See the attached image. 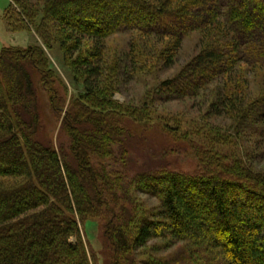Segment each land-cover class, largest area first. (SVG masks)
Listing matches in <instances>:
<instances>
[{
    "label": "trees",
    "instance_id": "obj_1",
    "mask_svg": "<svg viewBox=\"0 0 264 264\" xmlns=\"http://www.w3.org/2000/svg\"><path fill=\"white\" fill-rule=\"evenodd\" d=\"M12 1L27 21L42 16L35 32L42 41L48 25L75 35L72 45L60 44L85 93L65 112L60 130L69 147L58 153L36 139L38 103L25 68L41 77L43 87L48 84L51 70L43 50L0 49V264H92L95 256L90 258L80 228L90 219L105 224L111 264H134V247L143 248L157 236L184 243L192 264L205 257L214 264H264V173L250 170L232 152L211 163L201 159L214 168H203L205 173L161 170L140 173L125 184L104 161L113 159L114 148L126 137V112L93 80L100 74L102 42L114 32L131 29L169 40L170 57L162 61L171 64V51L187 33L200 31L216 41L162 87L185 97L223 81L212 113L264 129V100L249 102L234 73L237 64L264 69V0H38L39 10ZM83 39H90L95 50L89 59L74 60ZM49 90L48 103L57 113V93ZM133 188L156 194L161 203L160 212L142 226H135V215L124 208L116 212L114 206Z\"/></svg>",
    "mask_w": 264,
    "mask_h": 264
},
{
    "label": "rangeland",
    "instance_id": "obj_2",
    "mask_svg": "<svg viewBox=\"0 0 264 264\" xmlns=\"http://www.w3.org/2000/svg\"><path fill=\"white\" fill-rule=\"evenodd\" d=\"M37 1L23 0L22 5L39 10ZM102 15L105 17V14ZM9 20L12 30L7 24ZM41 21L40 14L34 23L27 21L22 9L12 0H0V49L24 52L29 46H39L48 61L51 73L48 77L50 82L45 84L46 89L41 77L27 65L24 66L31 74L38 103L39 127L36 139L50 144L59 153L60 149L69 147V139L60 130L65 112L85 92L81 76L74 73L72 60L64 58V48L60 44L65 42L67 46L72 45L75 35L47 24V41H42L35 33ZM210 40L214 42L216 38L205 39L200 31L187 33L178 49L171 51L174 53L171 64L162 61L163 56L170 57V51H166L169 40L158 36L122 29L103 40L98 70L100 74L93 80L99 84L100 91L104 90L106 98L126 112V119L122 123L126 137L114 148L116 154L113 159L104 161V167L124 177L125 184L131 183L140 173L146 176L161 170L183 174L205 173L203 168H214L205 167L201 159L211 163L232 152H236L234 158L242 159L250 170L264 173L262 125L238 121L233 123L229 116H215L211 111L218 91L223 89V81L218 80L217 83L204 86L197 94L185 97L162 87L189 69L195 58L210 45ZM94 50L93 42L83 39L73 59H89ZM236 68L234 73L242 79V92L249 102L264 100V69L243 64H237ZM48 88H53L57 93L58 101L53 104V108L60 110L57 113L48 103L49 97L53 96ZM130 116L135 117L129 119ZM134 188L127 198L118 197L114 206L116 212L124 208L135 215L138 220L135 226H142L144 220L152 221L149 217L160 212L161 203L156 194H144ZM154 221L159 222L157 219ZM104 227L101 219H90L80 224L89 256H95V262L91 259L92 264L112 263L108 256L110 245L105 239ZM158 237L151 239L143 248L134 247V264H167L166 260L170 261L168 264H192L186 256L190 255V250L184 243ZM72 242L75 240L72 239ZM211 258L205 257L197 264H214ZM164 260L165 263H161Z\"/></svg>",
    "mask_w": 264,
    "mask_h": 264
}]
</instances>
